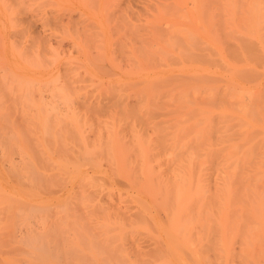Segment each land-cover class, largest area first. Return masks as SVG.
Instances as JSON below:
<instances>
[{
    "label": "bare ground",
    "instance_id": "1",
    "mask_svg": "<svg viewBox=\"0 0 264 264\" xmlns=\"http://www.w3.org/2000/svg\"><path fill=\"white\" fill-rule=\"evenodd\" d=\"M81 1L85 4L88 1L90 2V0ZM102 1L103 0H101V2ZM111 1L109 0L106 2L105 0L104 3H109ZM161 1L163 2H160L161 8H155V14L147 17V19L144 20L145 23L140 24L138 22V24H134L137 26V28H134L132 23H129V26V21L127 24H125L129 26L130 29L125 28L127 26L124 25L122 19L121 21L123 24H121L120 20L117 21L118 24H121L116 26L120 27L117 28L119 31H122V28L124 27V31L129 29V31L126 32H130L137 38L134 39L130 33L129 35H126V32L121 34L123 36H119L118 34L119 37L124 38V42L116 38L121 43L125 44L122 45L117 40L119 42L118 45L121 44L122 49H119V46L116 45L118 47L117 49L121 51L119 52L117 50V52H119V54L121 53L120 55H122V59H120L119 62L123 60V63L120 62V65L117 67L118 70L115 66V69L117 70L116 73L118 74H116V82H114L120 87V89L122 88V85H127L126 87L123 86L122 89L125 95L122 94L123 92H118V94L114 96V94L119 89L114 93V84L111 85L112 87L109 84L111 88L109 87L110 91L107 92H111L112 89L113 92L111 93L113 98H107V102L104 103L105 105L110 106L111 104V107H115L114 109L113 107H109L113 110V113L115 112V116L110 114V110V113H108L109 115L114 116V126L111 124V118L108 120L111 121V123H105L107 128L105 127L104 129L107 130L108 126L110 127V124L113 126V128L111 129L110 127V130H104L105 133H102L103 127L101 123L102 121L105 122L102 120L104 119V116L102 115L103 112L101 110L100 111L102 113L99 111L100 105H102V103L100 104L98 101L93 103L92 99L93 104H88V102L91 100L90 96L92 94L90 92L94 93V90L99 88L98 86H96L97 88L94 86V89L89 91L90 94L87 90V92L85 91L89 96L81 93V91H84L82 90L83 87L81 86V94H78L84 98L82 99L85 103L83 104V107L80 104L78 107L74 106L73 104H69L71 105L70 108L73 105L76 107V109L78 108L79 111L82 110L79 109V107L83 108L84 111L89 107V109H86V111L88 110L89 113L93 111L92 114H95L96 110L100 112H98L101 114L100 117H98L99 114L97 115L96 113L95 115H97V117H93L94 115H92L88 116L90 118L88 119L87 116L84 115L86 111L84 113H82L83 110L81 111L82 115H84L82 118L85 117L86 121L87 119L88 121L92 120L90 125H93L94 121L96 120L93 118H102V121L99 120L102 132L98 134L97 138H95L96 135L94 134L96 132V128H94L95 124L94 127H92L94 130L91 128L93 132L90 131V126L88 127V131L93 133V137L91 135L89 139L93 138V142L95 138L94 145H86L88 138L85 137H88L90 134H88V136L84 135V137L83 133L87 131L85 129H83L85 131L82 133L81 131L79 132V130L77 132L74 130L75 132H73L74 127H72L70 133H73L70 134L68 133L69 131L67 132L65 127L66 131L61 130L63 134L60 135L62 137L58 134L60 130L57 133L58 135L56 134V128L55 131L54 129L52 130L54 126H51V121L55 123L54 125H56V121H59L60 124V118L65 117L62 114L64 113V109H62L63 112L60 113L62 115L58 114V111V113L56 112L58 114L57 116H61L59 118L60 120H58L56 116V119L54 118V120H56L55 122L52 119L49 121L48 118L47 124H51L49 126L51 129L49 130L48 126L45 127L51 132V134H53L51 135L49 132L46 136L51 137V139H49V137L48 139L47 137L44 139L34 137L33 139L37 143L33 146H30L31 143L27 142V140L31 139L32 135L30 136V134H33L31 129L29 131L31 132L29 134L30 138L28 137V134L26 139L22 136V134H20L21 131L25 132V129L27 128L26 125L23 124V121L21 124H23L26 128H20L23 126H19L21 122L20 115H18L20 122H17L18 125L16 123V128L18 127V129H21V131L19 130L20 132L18 130L17 132L14 130V125H12V121H10L12 118H10L9 121H5L10 122L15 132L11 131L12 133L9 134L8 130L5 131V128H0V138H2V153H0L2 154V165L0 163L2 172L0 173V177L1 174L2 177L0 179L2 180L3 178H11L16 180V182L18 181L20 185L21 183H24V187L26 184V189L29 187L30 190H35V192H24L25 188L21 186V190L23 191L20 190L21 192H18L17 190H14L16 187L14 188L12 186V182L9 184L13 187V189L9 184H6V182H2L4 185H9V188H11L12 191H7V193H5L7 190L6 188L8 187H5V191L3 187H0L3 190L2 191L0 189V264H179V257L182 256H180V254L182 253V250H184V248L181 250L183 245L193 247V250L190 254L192 256V252H195L193 255L195 259L198 258L197 256H199V254L204 253L202 259L204 260L205 258V264H264V234L259 229V226L256 227V229L258 228L259 230L257 232L255 231L254 227H250V229L249 227H245L246 231L244 230V227H241L242 232H245L244 235H242V233L240 234L241 231L239 230L240 228L238 226H235L234 228V226L231 227L227 224L223 225H226L227 228H229L227 230H230L231 232L233 230V233L238 231V233H227L225 230L226 226L224 228L222 224H219L221 225V228L218 231H216V227L215 229L213 227L217 226V224L213 226L211 225L212 229H214L216 232L209 230L211 228L210 225L209 227L207 226L209 229L204 230V227H201V224H199V226L198 224L194 225L195 229L192 228V225L190 227L191 229L188 228V230H179L177 228L179 226L175 227L173 223H171L172 226L170 225V227H166V222H164L162 213L154 211L155 209H159L156 208L157 206L155 205L157 200H155L156 202L154 201L155 203L151 202L155 208L152 210L149 204L143 199V197H146L149 200V198L152 197L151 201H153L155 198L157 199L161 197V199H163V197L173 196L176 198L175 204H173L174 208V205H176V210H180L181 207L184 208V206H186L185 204H190L192 200L201 197H208L210 195L216 196L218 198L222 197V199L223 197L234 198L235 196L241 198H260L259 201L255 200L252 202V205H254L252 207L257 208L258 205L259 207L260 205L262 206V201L264 200V67L261 65V63H264V0ZM2 2L4 1L0 0V48L2 47L3 42H6L5 40L2 42V38L4 39V37H2V19L7 16H3L2 18V13L5 14L6 12L7 15L8 12V10H2L5 9L2 8ZM73 2L74 1H72V3ZM75 2L76 5H78V2L80 4V1ZM6 3L7 2L5 0L4 5ZM58 3L62 4L60 1L57 2V4ZM63 3L66 2L64 1ZM83 3H81V6ZM92 4L90 5L92 6ZM90 5L89 7L85 5V7L89 8L87 10H91ZM106 7H108V9L109 7L111 8V6ZM82 8L84 9V6H82ZM95 8L96 6L94 9ZM103 8L104 6L102 7V10ZM108 9L106 10L104 8L106 11H108ZM93 10H91L92 14L94 12ZM80 11L82 10L80 9ZM11 12H13V10ZM109 12H107V15H109ZM101 13L103 15L104 12L101 11ZM8 14H10V10ZM105 15L106 13H104L105 18H109ZM79 16L81 17L83 14L80 13ZM93 16H95V14ZM85 17L86 16L84 15V18ZM58 18L57 20L59 21ZM114 18L112 20H114ZM120 18H122L121 15ZM6 19L9 21L11 20V17H9V20L8 18ZM77 19L80 18H76L75 21H77ZM82 20L83 21L81 23H83L86 19ZM108 20L109 19L105 20L106 22L104 21L106 25H109ZM115 20L118 19L115 18ZM12 21L13 25H15V20ZM69 22H71V18ZM59 23L61 26V22ZM92 23L95 25L94 21ZM104 23H97V26L100 24V26H102ZM86 24L87 22L84 23V26ZM89 24L91 25V22L88 21V25ZM93 24L90 26V28H93ZM13 25L11 26H18ZM66 25L67 24H65V28H68L69 23L67 26ZM71 25L72 23L70 24V27ZM79 25L77 24V26L80 28L81 25ZM103 26L105 27V25ZM70 27L68 29L72 28ZM76 27H73L74 30L72 28L75 33L73 35L72 33L70 34L72 35L71 38L66 36L68 39L70 38L71 40L73 36H76V33L79 35H77L78 37L76 36L78 39H80L82 35L85 36L86 33L87 35L90 33L85 32V34H83L84 31H89V28L83 29L82 27L81 30L78 28V32H76ZM26 28L23 29V32L26 30ZM67 28L65 30L66 33ZM110 28H112L111 30L114 31V27ZM110 28L109 30L108 28L104 29L112 32ZM94 29L100 31L98 28L94 27ZM3 30L5 32V29ZM90 30L92 31V29ZM97 30L96 32H98ZM27 31L28 29L25 32ZM94 31L95 30L92 31L94 38L98 34H100V36L103 34L102 32L97 34ZM14 32L12 34L17 38L18 35H15ZM65 32L62 30L64 35ZM8 34L11 35V33ZM92 34L90 33L89 35L91 41L94 39L92 38L93 36L91 37ZM13 35H11V37H14ZM87 35L86 37H82L85 39L82 41V44H84L83 42L87 41ZM125 35L128 40L125 38ZM102 36L105 37L106 34H103ZM76 37L73 39L75 42L78 40ZM98 37L99 36H97L93 41L97 42L96 40ZM110 38L111 40L113 38L111 37V33ZM17 39H19V37ZM33 40H35V38ZM88 41L90 40L88 39ZM88 41L85 44L89 46L90 42L88 44ZM12 42H14V40ZM20 42L17 40V43H15L16 45H21ZM34 42L39 43V41L36 40ZM107 42L108 41L105 42L106 47ZM113 43L117 44L116 40L111 44ZM97 44L99 46V42L93 44L94 46L92 45V49H95V45ZM227 44H231V48L224 51ZM26 45L28 46V44ZM74 45L76 46V44ZM11 46L9 45L7 47L9 48ZM24 46L22 49H24ZM30 46L32 47V44ZM42 46L43 48L45 47L44 43ZM83 46H85V48ZM83 46L79 47L78 50L76 49L78 51L77 53H79V56L81 54L86 58V62L85 58H82L85 63L82 64L84 70L82 67L81 69L84 71L82 72L87 76L85 75V78H83L82 81L84 82V79L87 77L89 78L88 81L91 80L92 82L95 80L100 82L103 80V74L100 72V68L102 67L96 64V60L98 61L101 57H105V53L103 54L100 51L101 49H99L98 51L101 52V55L98 57L100 58H96V60L93 58L91 59L88 58L89 55L92 54L90 49L86 48V45ZM122 46H124V48H122ZM38 47L40 48V46ZM11 48H9L10 50H7L11 51ZM46 48V51L44 52L48 51ZM68 48L72 47L69 46ZM105 48L103 49L105 50ZM38 49L36 48L32 50L31 48L34 53H36V50ZM86 49H89L90 51V54L88 52V57L86 54ZM111 49L112 48L108 50ZM25 50L27 51V49ZM209 50L211 53L203 55V52ZM14 51L15 50L12 52L14 53ZM32 51L29 50V54L25 52L24 53L27 54V56H32ZM22 52L18 53L17 58L20 53L22 54ZM3 53H5L4 49ZM24 53L22 56H24ZM95 53L96 55L100 54L98 52ZM14 54L16 55V53ZM40 54L39 56L42 58V56H44L42 54L45 53ZM48 55L50 56L49 52ZM93 55L90 57L95 56ZM5 57L7 56L5 55ZM32 57H30V59H32ZM45 57L46 56H44V58ZM68 57L70 58V54ZM106 57L108 56L106 55ZM15 58L13 59L15 60ZM21 58L22 57L18 58L17 61ZM3 59L6 61L11 60H7L4 57ZM28 59L29 58L23 59V61H31ZM34 59L36 60V58ZM53 59L51 62H53ZM71 59L69 60L71 61ZM114 59H116V61ZM42 60L46 63V59L42 58ZM54 60L56 61L57 59ZM67 60H65V62ZM106 60H108V58ZM113 60L116 65L118 59L114 57ZM34 61L29 62L30 66H32L31 63H34ZM37 61L35 64H38ZM1 62L3 61L1 60ZM48 62L49 61H47L46 64L50 66L49 64L52 63ZM4 63H2V65ZM24 63H26V61L22 62L21 64L23 65ZM70 63L73 64L72 62ZM35 64H33V66ZM42 64L44 66V62H42ZM46 64L44 69H46ZM80 64L75 66L76 71L77 68L79 70ZM11 65L14 66L15 64ZM17 65L18 64H16V66ZM24 66L27 65L25 64ZM24 66H22L21 69H24ZM30 66L27 67L30 69ZM68 67L65 66L64 68H67L69 71ZM57 68H59L58 64ZM97 68H99L98 72ZM259 68H261L262 71H259ZM1 69H3V67L0 65V71ZM26 69H24V71L27 72L28 70ZM50 70L52 71V69ZM12 71L13 68L10 71L8 70V72L12 73L13 75L16 74L15 71ZM30 71H33V69L29 70V72ZM69 72H72L71 69ZM80 72H78V75L82 74ZM24 73L25 72H23L22 75H26ZM20 74H18V77H16V75L14 77L19 78ZM37 74L38 73L36 71V76ZM13 75H11V77L8 76L11 81L14 79L12 78ZM33 76L35 77V75ZM49 76L50 75L47 77ZM57 76L58 75L55 77ZM82 76H79L80 78L74 77L73 80H76L77 78V80L81 81ZM28 77L21 78L28 81ZM2 78L3 76L0 78V80ZM53 79H56L55 81L52 80L54 86L56 81H58V77ZM65 79L68 81L70 80L67 77ZM16 80H19V82L21 81V79ZM66 80H63L64 83ZM30 81H32V79H30ZM41 81L43 82V79ZM59 81L60 83H63V81L60 79ZM68 81L65 83L66 85L67 83L69 84ZM95 81L92 82L93 85ZM23 82L25 84V81ZM34 82L32 83L34 84ZM40 82H38V85ZM29 83L31 82H28V84ZM44 83H42V85L45 86L42 87V85H40V88H36V86H38L36 84L31 85L35 87V90L39 88L38 91H40V94H42L43 91L47 92L48 96V91H45V89L43 90V88L47 86L46 89H48V85L50 84V89L51 81L50 83ZM76 83L77 82H75L74 85ZM90 83L88 84L90 85ZM10 84H12V82ZM1 85V88H3V84ZM99 85L101 86V84ZM32 86L29 84L23 87L31 88L32 91V88L34 89ZM77 86L75 85V87H73L76 88V91L77 89H80L79 87L77 88ZM18 87L21 86L18 84ZM11 88L13 87L11 86ZM11 88H8V91H10ZM103 88L108 89V86L106 87V85H103ZM6 89L4 91L5 93L7 92L6 94H8ZM50 90H52V88ZM57 90H60L59 92L61 93H69V95L71 92V89H69L70 92H67L68 89H66L67 93L64 92L65 90L62 91L60 88H56L55 91L57 92ZM55 91L53 93H56ZM3 92L1 89V95L5 97L7 101H9L7 99L9 98L7 97L9 95H3ZM35 92H31V94L36 95ZM103 92L100 94V96L107 94L105 92L103 94ZM111 93L107 94V97H110ZM18 94L15 93V96ZM26 94L28 95V93ZM26 94L24 96H26ZM78 94L77 96H79ZM38 95L36 96L39 97ZM51 95L52 94L49 96L52 100L53 95ZM54 95L56 96V94ZM24 96L22 95L20 99L18 96L16 98H18L19 102L21 103H23L26 99L24 104H27L32 100L29 99L30 101H28L27 97L30 96H26V98ZM62 97L65 96L61 95V98ZM97 97H95V99ZM105 97L102 98L105 100ZM16 98L14 97V103L18 102V99L16 100L17 102H15ZM61 98V101L63 100V102H66H62L63 105L66 106L68 103V101L64 100L66 97L63 99ZM0 99V103L3 105V102H6V100L2 101V97ZM39 99H41V97H39ZM57 99L55 101H58L61 105L62 103ZM68 99L70 98H67V100ZM20 100H23V102ZM80 100L78 99V101L82 104V100ZM98 100L100 101L101 99L99 98ZM102 100L101 102H103ZM111 100L114 101V105H112L113 101ZM38 101L40 102V100ZM45 101L49 102L47 100ZM72 101H74V99ZM7 103L8 102H6V106H8ZM49 103L46 105L44 104L45 106L43 103L37 105L44 107L47 106V108H49ZM32 104H28V107ZM34 104L36 107H38L36 103ZM95 104H100L97 105L99 108L95 107V109L97 108L96 110L92 109L94 108L93 105ZM2 105L0 104L2 110L4 111ZM9 105H11L10 102ZM33 105L32 107L34 108L35 106ZM105 105L103 104V107L101 106L102 110H104ZM11 107L12 106L6 107L7 109H5V111L15 114L13 111H9V108ZM18 107L19 106H17V109ZM25 107H19V109H21V113L23 112L22 108L24 109ZM55 108L56 107L54 106V109ZM34 109L37 110V108ZM40 109L38 110L39 112ZM43 109L44 111L48 110L45 108H42L41 110ZM54 109H51L52 112H55ZM65 109L67 111V108ZM76 109H74L75 113H78L79 111L77 110L76 112ZM90 109H92V111ZM27 110H29V108ZM35 110L33 112L34 114H37ZM51 110L49 111L51 112ZM88 111L86 113H88ZM29 112H32V109ZM48 112L46 113L49 117H51V114H55L51 112V114L48 115ZM67 112L68 116L71 117V113L69 111ZM67 112L64 115L67 116ZM26 114L23 117H28ZM41 114L43 115V111ZM7 115L10 117L8 113ZM7 115L5 118H8ZM30 117H32V114ZM30 117H28V120H32L33 117ZM0 118L2 117L0 116ZM82 118L80 119L81 122L83 120ZM85 118L84 124L86 125L88 121L86 122ZM2 119H0V124H4V120ZM33 119L34 121H31V123H35V120H37L38 124V119ZM72 119L70 118L68 122H70ZM45 120V122L41 120V123H43V125L39 124L41 127H44L45 123L47 122V119ZM80 120L78 118L77 121ZM77 121H75L76 124ZM68 122L65 121V123ZM71 122L74 121L72 120ZM121 122L123 124H121ZM65 123L62 124L61 120V124L63 126ZM99 124L97 122L96 125L99 126ZM62 125L60 129H62ZM69 126H71V123ZM75 126L76 127L74 129L77 128V125ZM98 126L97 128L100 127ZM5 127L7 129L9 128L8 125ZM32 127V129L35 130L37 129L38 125L36 128H34L35 126L33 125ZM82 127L83 124L81 128ZM86 127L87 126H85V128ZM68 130H70V128ZM99 132L100 131H98V133ZM45 133L42 134L44 135ZM66 134H68L67 136L70 134L69 137L71 138L66 137ZM53 135H55V137L57 135L58 137L55 138ZM69 139L70 141L72 139L75 144L78 142L81 145H71V143L69 145ZM40 141L41 144L43 141L49 142V145H47L48 143H44L45 145H39L38 142ZM61 141L63 143H67L68 141V145L62 144ZM57 142H59V145H57ZM8 143H11L12 145H8ZM25 143L29 145H26ZM97 143L99 145H95ZM102 159L105 160L104 164L106 166V172H103L105 168L102 170L104 165H102L103 162H100ZM86 166L92 170L93 173L91 176H89L85 171ZM110 182H114V185H116L115 183L122 185L125 190L120 191L121 189H110ZM31 187L33 188L31 189ZM200 203L197 205L199 206ZM219 203L218 207H221L223 202L221 203L220 201ZM256 203H258V205H256ZM232 205L231 208L234 207ZM182 226L186 227L187 225ZM196 226L200 228L196 229ZM187 227H189V225ZM263 228L264 227L261 226V229L264 232ZM235 229L236 231H234ZM237 235L240 238H238ZM189 250L187 251L186 249L188 254ZM167 253H171L175 257L172 260L167 261L169 260H166ZM183 254L186 257L185 261H193V257L191 258L190 256L191 259L187 258L190 254H187L188 256H186L185 251H183ZM195 254H197V256ZM197 261L195 264H198ZM191 262L189 263L193 264V262Z\"/></svg>",
    "mask_w": 264,
    "mask_h": 264
},
{
    "label": "rangeland",
    "instance_id": "2",
    "mask_svg": "<svg viewBox=\"0 0 264 264\" xmlns=\"http://www.w3.org/2000/svg\"><path fill=\"white\" fill-rule=\"evenodd\" d=\"M2 1H4V2H2L3 4H2V8H5V9H2V10H4V11H7L8 10V12H7V15H6V12H5V14L4 13H2L3 15H2V18H3V16H7V17H5V18H3L2 20V37H4V39L2 38V42H3V40H5L6 42H3V45H2V47L0 48V49H2V50H0L1 51V55L5 58V59H11V60H8V61H6V60H4L3 59V57L0 55V65H1V67H3V69H1V71H0V76L2 77L3 76V80L1 79L0 80V83L1 84H3V88H1L2 87V85L0 86V91H1V89H2V92L6 89L7 91L9 90L8 88H11V86L13 87V88H11V90L10 91H8V94H6L5 93V91L2 93L3 95H9V96H7V97H9V98H7L9 101H7L6 99H5V97H3L2 95H1V93H0V98L2 97L3 99H2V101L3 100H6V102H8L7 103V105L10 107V106H12L11 108H9V111H13L15 114H13L12 112H6L5 111V109H7L6 107H8V106H6V102L4 103L3 102V105H2V103H0L2 106H3V109H4V111L6 112V114H5V112L2 110V107L0 106V116L3 118H0V119H2V120H4L3 121V123L5 124H0L1 126H0V128H2V129H4L5 128V131L6 130H8L9 131V134L10 133H12L14 130H16V132H17V130L19 131H21V129L22 128H24L25 126L24 125H26V127L28 128H26L25 129V132L23 133L22 131V133L20 132V134H22V136L26 139L27 138V134H28V137L30 138V136H31V139H32V142H31V139L30 140H27V142L28 143H31L30 144V146H33V145H35L37 142L33 139L34 137H36V138H46L47 136L46 135H48V133L50 132V131H48L47 130V126H48V129L50 130L51 128H49V126L51 125L50 123H49V125L47 124L48 123V118H49V121H51V119L52 120H54V118L56 119V117H57V119L58 120H62V124H64L65 123V121H69L70 120V118L74 121V122H68V123H65V125L63 126L62 124H61V120H60V124H59V121H56V120H54V122L56 121V125H54L55 123H53V121H51L52 122V127L54 126V128H52V130L54 129V131H55V128H56V130H57V132H56V134L58 133V131H59V135L60 134H63L62 133V131H66L67 130V132L68 133H70V131L72 130V127H76L75 125H77V128L76 129H74L73 128V132H77L78 130H79V132L81 131V133L83 132V131H85V130H87V131H85V133H83V136L84 135H86V136H88V134H90L88 137H85V138H88V140H87V144L86 145H94V140H95V138H97L98 137V134H100L101 132H102V130H101V125L99 124V120L100 121H102V120H104L105 122H103L102 121V127H103V132L102 133H105L104 132V130H106V129H104L105 127H106V124H108L109 122L111 123V121H112V125L114 124V122H113V118H114V114H115V112L113 113L112 111V109H110L109 107H111V104H110V106L109 105H105V103L107 102V98H113V96H112V93L111 92H113L114 91V96L116 95V94H118V92H120V93H122L123 92V86L124 85H122L121 87V89H120V87L119 86H117V84H115V82H116V80H115V78L117 77V75L116 74H118V73H116L117 72V70H118V65H120V62H122L123 63V60L122 61H120L119 62V60L120 59H122V55H120L119 54V52H121V51H119L117 48V46H119V49H121V44L123 45V44H125V43H121L119 40H122L123 42H124V38H122V37H119V36H123V35H121L123 32H126V31H129V23H132V26L135 24H138V22L140 23V24H143V23H145L144 22V20L145 19H147V17H150L151 15H153V14H155V8H158V7H160V2H162L161 0L159 1V0H110L111 2H112V4H111V2H109V3H106V2H108L107 0H106V2L104 3V1L105 0H103L102 2H101V0H95V2H97V3H95L94 2V0H90V2L88 1H86L87 3H90V4H92V6L90 5V4H85V3H83L81 0H72V1H74L73 3H72V1L71 0H64L66 3H63L64 1L63 0H6V4L4 5V3H5V0H2ZM61 2L62 4H60V3H58L57 4V2ZM75 1H80V4H79V2L77 3L78 5H76V2ZM85 1V0H84ZM170 0H166L165 2H169ZM68 2V3H67ZM18 3H20V4H18ZM72 3V4H71ZM81 3H83V5L82 6H84V9L82 8V6H81ZM163 3V2H162ZM101 4H103V5H101ZM4 5V6H3ZM85 5L86 6H88L89 7V5L91 6L90 7V9L91 10H93L94 9V7L96 6V10L94 9L93 11V14H92V11L91 10H87V9H89V8H87V7H85ZM95 5V6H94ZM77 6H79V7H77ZM104 6V8L107 10L108 9V7H106V6H111V8L109 7V9H108V11H106V10H104V8H103V10H102V7ZM93 7V8H92ZM161 8V7H160ZM80 9L82 10V11H80ZM9 10H10V14H11V16H10V14H8L9 13ZM13 10V12H11ZM87 12H85V11ZM78 11H79V13H78ZM101 11H103L104 13H106V15L105 16H108L109 18H105L104 17V13H103V15H102V13H101ZM110 11V12H109ZM3 12V11H2ZM107 12H109L108 14L109 15H107ZM119 12V13H118ZM14 13V14H13ZM83 14V16H79V14ZM100 13V14H99ZM124 13V14H123ZM95 14V16H93ZM98 14V15H97ZM77 15H78V17H77ZM84 15L86 16L85 18H84ZM116 15H117V17H116ZM120 15H121V17L122 18H120ZM59 18H58V17ZM62 16V17H61ZM68 16H71V17H68ZM92 16V17H91ZM9 17H11V20H9ZM61 17V18H60ZM64 17V18H63ZM67 17V18H66ZM74 17V18H73ZM80 18V19H77V21H75L76 20V18ZM102 17V18H101ZM103 17H104V19L105 20H107V19H109L108 20V24L110 25H106L105 23H104V19H103ZM110 17H111V19H110ZM117 18L118 20H115V18ZM6 18H8V20L9 21H7V19ZM14 18V19H13ZM17 18V19H16ZM57 18L59 19V21L57 20ZM63 18V19H62ZM70 18H71V22H69V20H70ZM92 18V19H91ZM96 18H98V19H96ZM114 18V20H112ZM62 19V20H61ZM73 19V20H72ZM82 19H86V20H84V22L83 23H81L83 20ZM89 19V20H88ZM121 19H122V21L124 22V25H126L127 24V22H128V25L129 26H127V27H125V28H129L128 30H126V31H124V27L122 28L123 30L122 31H119L117 28H120V27H116V26H119V24H118V22L117 21H119L120 20V22H121V24H123L122 23V21H121ZM12 20H15L14 22H16V23H14L15 25H13V21ZM56 20V21H55ZM64 20V21H63ZM67 22H66V21ZM78 20H81V21H78ZM89 22H91V25L93 24L92 22L94 21V23H95V25L93 26V28L91 27L90 28V24L88 25V21ZM92 20V21H91ZM98 20V21H97ZM57 21H58V23H57ZM73 21V22H72ZM74 21H75V23H74ZM113 21H115V22H113ZM4 22V23H3ZM59 22H61V26L59 25L60 23ZM62 22H63V26H62ZM79 22H80V25H79ZM87 22V24L84 26V23H86ZM104 23V24H102V26L103 25H105V27L103 26V28H102V26H100V25H98V26H100V27H98L97 26V23ZM106 22V21H105ZM68 23H69V25H68ZM72 23V25H71V27L73 28L74 26L76 27L77 26V24L80 26V28L77 26L75 29H77V31L76 32H78V28L81 30V27L84 29H86V28H89L88 30L89 31H84L83 32V34H85V32H90L91 34L93 33L92 31L93 30H95L94 32H96V30L97 29H94V27L95 28H98V29H100V31H98V32H96L97 34L98 33H103L104 35L106 34V36L104 37V36H102L103 34H101V36H100V34H98V35H96L95 33V38L97 37V36H99L98 37V39L96 40L97 42H94L93 40H95V38H94V35L92 34L91 35V37L92 38H94L92 41H93V44H96V43H98L99 42V46H98V44L97 45H95V49H92L93 48V44H92V41H91V39H90V33L87 35V33H86V35H87V41H88V39L90 40V41H88V44H89V42H90V45L92 46H88L87 44H85L87 41H85V42H83L84 44H82V41H84L85 39L84 38H82L84 35H82V37H80V39H78L77 37L79 36L77 33H76V38L80 41H76L75 42V40L73 41V39L75 38L74 36V38L72 37V39L70 40V38H71V36L75 33L73 30H74V28H73V30H72V28L70 27V24ZM112 23V24H111ZM126 23V24H125ZM13 25V26H16V25H18V26H16V27H12L11 25ZM65 24H67L71 29H68L67 27V33L65 32V30H66V28H65ZM120 24V25H121ZM59 25V26H58ZM66 25V26H67ZM89 27H88V26ZM124 25H122V26H124ZM134 25V28H137V26H135ZM4 26V27H3ZM6 26H7V30L9 31H7L6 30ZM58 26V27H57ZM140 26V25H139ZM138 26V27H139ZM12 27V28H11ZM26 28V30L28 29V31L27 32H25L26 30H24V32H23V29H25ZM60 27V28H59ZM63 27V28H62ZM110 27H114L113 28V30L114 31H112L111 29L112 28H110ZM65 28V29H64ZM102 28V29H101ZM107 29L108 28V30H109V28H110V30L112 31V32H109V31H107V30H105V29ZM3 29H5V32H4V30ZM61 29V30H60ZM82 29V30H83ZM90 29H92V31L90 30ZM44 30V31H43ZM62 30H64V32H65V35L62 33ZM70 32H69V31ZM79 30V31H80ZM121 30V29H120ZM15 33V35H18L17 36V38L19 37V39H17L12 33L13 32ZM17 31V32H16ZM22 33H20V32ZM43 32V33H42ZM108 33V35H107V33ZM119 32H121V33H119ZM8 33H11V35H13L14 37H11V35L10 34H8ZM72 33V35H70ZM80 33V32H79ZM110 33H111V37H113L112 38V40H111V38H110ZM128 33V34H127ZM129 33L130 32H126V35H129ZM6 34V35H5ZM29 34V35H28ZM50 34V35H49ZM66 34H68V35H66ZM118 34H119V36H118ZM125 34V33H124ZM131 34V33H130ZM5 35V36H4ZM9 35H10V38H9ZM86 35L84 36V37H86ZM116 35V36H115ZM126 35H125V38H126ZM132 35V34H131ZM70 37L69 39L67 38V37ZM81 36V35H80ZM118 36V37H117ZM133 36V35H132ZM6 37V38H5ZM24 37V38H23ZM37 37H38V39H37ZM44 38V39H42V38ZM101 37V38H100ZM16 40H15V39ZM35 38V40L36 41H39V43L37 42H34L35 40H33ZM104 38H106V39H104ZM116 38H118V39H116ZM133 38L134 39H136L137 37H135V36H133ZM20 39H22V40H20ZM42 39V40H41ZM116 40V42H117V44H115V43H113V44H111L112 42H114L115 40ZM127 39V38H126ZM14 40V42H12ZM17 40H19V42L21 43V45H19V44H17L16 45V43H17ZM26 40H28V41H26ZM98 40H103V41H98ZM114 40V41H113ZM121 43V44H119L118 45V41ZM128 40V39H127ZM126 40V41H127ZM10 41V42H9ZM32 43H31V42ZM43 42L44 43V48H43V43H41V42ZM106 41H108L107 42V47H106ZM125 41V42H126ZM9 42V43H8ZM16 42V43H15ZM70 44H69V43ZM75 42V43H74ZM8 43V44H7ZM13 43H15V44H13ZM66 43H67V45H66ZM71 43H73V44H71ZM79 43V44H78ZM7 44V45H6ZM26 44H28V46L26 45ZM32 44V47L30 46ZM36 44V45H35ZM40 44V45H39ZM47 44V45H46ZM74 44H76V46L74 45ZM81 44H82V46L83 45H86V48H89L90 49V51H91V55H89V57H88V52H89V54H90V51H89V49H86L87 51V57L88 58H93V59H95L96 60V58L98 59V58H100V57H98L99 55H101V52L104 54L105 53V57L103 58V57H101V58H103V59H101L100 58V60H98V61H100V62H98L97 60H96V64H98L99 66H101L102 68H100V72L103 74V76H102V79L103 80H101L100 82L99 81H95V80H93L92 82H94L95 81V83H94V85H93V83L91 82V80L90 81H88L89 80V78H87L86 77V79H84V82L82 81L83 80V78H85V73H83L84 71V69H83V67H82V64H84L85 62H86V58H85V56L84 55H81L80 54V56H79V53H77L78 51V49H79V47H82L81 46ZM110 44V45H109ZM5 45H6V47L7 46H11V47H14V48H11V47H9V48H11V51H8V50H10L8 47L6 48L5 47ZM13 45H15V46H18V47H15V46H13ZM27 47H25V46ZM73 45V46H72ZM101 45H105V46H101ZM112 45V46H111ZM117 45V46H116ZM3 46H4V48H3ZM23 46H24V49H22L23 48ZM38 46H40V48L38 47ZM74 47L73 49L72 48H68V47ZM98 46V47H97ZM108 46H109V48H108ZM29 47V48H28ZM47 47V48H46ZM49 47V48H48ZM84 48H85V46H83ZM91 47V48H90ZM107 48V50L108 49H110V48H112L111 50H106V48ZM6 48V49H5ZM17 48H18V50H17ZM31 48H32V50L33 49H38V50H36V53H34V51H32L31 50ZM43 48V49H42ZM45 48L48 50L47 52H44V51H46L45 50ZM98 48V49H97ZM103 48H105V50L103 49ZM122 48H124V46H122ZM231 48V44H227L226 45V48L224 49V51L225 50H229ZM3 49H4V51H5V53H3ZM8 49V50H7ZM15 50L14 51V53H16V55L12 52L13 50ZM22 49V50H21ZM25 49H27V51L25 50ZM42 51H41V50ZM51 49V50H50ZM75 49V50H74ZM77 49V50H76ZM97 49V50H96ZM99 49H101L100 51L101 52H99L98 50ZM29 50L30 51H32V56L31 55H29V56H27V54H25V53H28L29 54ZM40 50V51H39ZM53 50H54V53H53ZM71 50V51H70ZM117 50L119 51V52H117ZM122 50V49H121ZM23 51V52H22ZM45 53V54H42V55H44V56H46L45 58H44V56H42V58L43 59H46V63H47V61H49L48 63H52V64H49L50 66H48V64H46L45 63V61H43L42 60V58L40 57L41 56V54L39 53ZM51 51H52V53H51ZM76 51V52H75ZM104 51V52H103ZM19 52H22V54L24 53V56H22V54L20 55L19 54V56H18V58H20V57H22L20 60H18L17 61V55H18V53ZM48 52H49V54H50V56L48 55ZM70 52V53H69ZM95 52H98V53H100V54H97L96 55V53ZM123 52V51H122ZM37 53H38V55H37ZM77 53V54H76ZM207 53H211V51L209 50V51H206V52H203V55H207ZM39 54H40V56H39ZM69 54H70V58L68 57L69 56ZM76 54V55H75ZM96 56H94V55ZM102 54V55H103ZM123 54V53H122ZM5 55L7 56V57H5ZM52 55V56H51ZM57 57H56V56ZM94 56V57H90V56ZM106 55L108 56V57H106ZM35 56H37V57H35ZM39 56V57H38ZM73 56V57H72ZM119 56V57H118ZM16 57V58H15ZM30 57H32V59H30ZM59 57V58H58ZM71 57H72V59H71ZM114 57H116L117 59H118V61H117V63H116V65H115V63H114V60L116 61V59H114L113 60V58ZM2 58V59H1ZM13 58H15V60L13 59ZM27 58H29L28 60H31V61H28L27 62V60H24L23 61V59H27ZM34 58H36V60L34 59ZM48 58V59H47ZM57 59L56 61L54 60V59ZM71 59V61L69 60V59ZM85 58V62L83 61V59ZM108 58V60H106ZM52 59H53V62H51L52 61ZM68 59V60H67ZM76 59V60H75ZM1 60L3 61V62H1ZM14 60V61H13ZM35 60V61H34ZM38 60V61H37ZM65 60H67L66 62H65ZM82 60V61H81ZM111 62H110V61ZM14 62V63H11V62ZM26 61V63H24L23 65L21 64L22 62H25ZM32 61H34V63H31V65L33 66V64H35V62L37 61V63L38 64H35L33 67L32 66H30V63L29 62H32ZM60 61V62H59ZM68 61H70V62H72L73 64H71L70 62H68ZM78 61H80L81 62V64H80V62H78ZM102 61H104V62H102ZM4 62H6V63H4ZM9 63V66H8V63ZM20 62V63H19ZM39 62H41V63H39ZM42 62H44V66H43V64H42ZM58 62V63H57ZM77 62H78V64H80L79 65V70H78V68H77V71H76V69H75V66H78V64H77ZM2 63H4L3 65H2ZM15 64L14 66L13 65H11V64ZM65 63V64H64ZM114 63V64H113ZM121 63V64H122ZM7 64V65H6ZM16 64H18L17 66H16ZM27 65V66H30V69L27 67V66H24V65ZM42 66H41V65ZM45 64H46V69H44L45 68ZM55 64H56V66H55ZM57 64H58V67L59 68H57ZM62 64H63V66H62ZM108 64H110V65H108ZM12 67H11V66ZM24 66V69H26V68H28V69H26V70H28L27 72H28V75H29V77H28V75H27V72L26 71H24V69H23V71H22V69H21V67L22 66ZM39 65V66H38ZM73 65V66H72ZM261 65L264 67V63H261ZM20 66V67H19ZM68 67V69H69V71H70V69H71V71L72 72H69L68 70H67V68H64V67ZM115 66H116V69H115ZM11 69H10V68ZM81 67H82V69H81ZM124 67V66H123ZM9 68V69H8ZM12 68H13V71H15L16 72V74H12V73H10V72H8V70L10 71V70H12ZM39 68V69H38ZM56 69V70H54V69ZM114 68V69H113ZM8 69V70H7ZM33 69V71H30L29 72V70H32ZM43 69H44V71H46V72H44L43 71ZM50 69H52V71L50 70ZM98 69L99 68H97V72H98ZM19 70V71H18ZM48 70V71H47ZM259 71H262V69L261 68H259L258 69ZM12 71V72H13ZM36 71H37V76H38V78H37V76H36ZM49 71H50V73H49ZM81 71V72H80ZM83 71V72H82ZM2 72V73H1ZM22 72H25L24 74H26V75H22V73L20 74V73ZM33 72V73H32ZM41 72V73H40ZM56 72V73H55ZM76 72V73H75ZM78 72H80V73H82V74H80V75H78L79 73ZM3 73H4V75H3ZM35 73V74H34ZM72 73V74H71ZM2 74V75H1ZM9 74V75H8ZM18 74H20L19 75V78H16V77H18ZM41 74V75H40ZM45 74V75H44ZM114 74V75H113ZM11 75H13L12 76V78H14L12 81L10 80V78H8V76L9 77H11ZM16 75V77H14ZM33 75H35V77L33 76ZM40 75V76H39ZM48 75H50L49 77H47ZM52 75H53V77H52ZM56 75H58L57 77H58V81H56V84H55V82H54V86H53V82H52V80H56V79H53V78H57V77H55ZM77 75V76H76ZM83 75V76H82ZM24 76H26V77H28L27 79H28V81L26 80V79H22V78H26V77H24ZM31 76V77H30ZM79 76H82L81 77V81H79V80H77V78L79 77ZM87 76V75H86ZM0 77V78H1ZM22 77V78H21ZM34 77V78H33ZM41 77H42V79H43V82L41 81L42 79H41ZM52 77V78H51ZM68 78V79H70L69 81L68 80H66L65 78ZM71 77V78H70ZM74 77H77L76 78V80H73L74 79ZM21 79V81L19 82V80L17 81L16 79ZM36 78V79H35ZM41 80H40V79ZM50 78V79H49ZM80 78V77H79ZM10 81H9V80ZM30 79H32V81H30ZM47 79H49V80H47ZM59 79L61 80V81H65L66 80V82L68 81L69 82V84L67 83V85L64 83V81H63V83L65 84V89H64V84L61 82L60 83V81H59ZM36 81V82H34V81ZM86 80V81H85ZM106 80H108V81H106ZM112 80V81H111ZM23 81H25V84L26 85H29L30 84V86H32L31 84H33L32 82H34V84L33 85H38V82H40L39 83V85L38 86H36V88L37 87H41L40 85H42V83H44L45 81V83H47V82H49L50 83V81H51V87H50V89L52 88V90H50L49 89V85H48V89H46V87L45 88H43V90L45 89V91H48V96H47V92H44L43 91V93H42V89H41V93L42 94H40V91H38V89H36L35 90V87L34 86H32V87H34V89L32 88V91H31V88H24L23 86H26L25 84H24V82ZM74 81V82H73ZM115 81V82H114ZM6 82L7 84H8V86H7V84L5 83V85H4V83ZM12 82V84H10ZM28 82H31V83H29L28 84ZM75 82H77L75 85L77 86V85H79V86H77V88L79 87L80 89H77V91L75 90L76 88H73V87H75V85H74V83ZM91 82V83H90ZM106 82V83H105ZM114 82V83H113ZM125 82V81H124ZM23 85H22V84ZM44 83V84H45ZM58 83H60V84H58ZM88 83H90V85L88 84ZM107 83H108V85H107ZM17 86H16V85ZM18 84H19V86H21V87H18ZM99 84H101V86L99 85ZM106 85V87L108 86V89H105V88H103V85ZM109 84H110V86L112 85V84H114L113 86V91H112V89H111V92H109V93H111L110 95V97H107V94H109L107 91H110V88L112 87H110L109 86ZM47 85V84H46ZM56 85H58V86H56ZM61 85V86H60ZM62 85H63V87H62ZM70 87H69V86ZM91 85H93V86H91ZM126 85L127 84H125V86L124 87H126ZM5 86H6V88H5ZM43 86H45V85H42V87ZM53 86V87H52ZM81 86L83 87V89L81 88ZM85 86V87H84ZM90 86V87H89ZM94 86L96 87V86H98L99 88H97V90L95 91L94 90V93L93 92H90V93H92L91 94V96H90V98H91V100L88 102V104L89 103H92V99H93V103H95L96 101H98V103L100 102V104L102 103V105H100V104H97V105H100V108H99V106H97L96 104V106L95 105H93V107L94 108H92V109H94V110H96L95 109V107H98L99 108V111L102 113V115L104 116L103 118L104 119H98V118H93V119H96L95 121H94V123H93V125H90V122L92 121H88V119H90L88 116H92V115H94L93 117H97V115L100 113L98 110H96L95 111V114L97 113V115H95V114H92V109H90L92 112H90L89 113V111H88V113H86L87 111H86V109H89V107L88 108H86L85 109V111H84V109L83 108H81V107H79V109H82L83 110V112L82 113H84V115L85 116H87V121H86V118L85 117H83L82 118V116H84V115H82V113H81V111L82 110H78V108L76 109V107H78V106H82L83 107V104H85L84 102H83V100L82 99H84V98H82L79 94H81V93H84V95H86V96H89L88 95V93H89V91H92L93 89H94ZM29 87V86H28ZM110 87V88H109ZM118 87V88H117ZM5 88V89H4ZM15 88H16V90H15ZM22 88V89H21ZM56 88L58 89V88H60L62 91H64V92H66L67 90L66 89H68V91L67 92H70V90L69 89H71V92H70V95H69V93H67V94H65V93H61V92H59L60 90H57V92L55 91L56 90ZM63 88V89H62ZM100 88H101V90H103L105 93H107V94H105L106 95V97H105V95L104 96H100V94L103 92V91H101L100 90ZM13 89V90H12ZM22 91H21V90ZM84 90L83 92L81 91V93H80V90ZM34 90V91H33ZM76 92H75V91ZM88 91V93H86L87 91ZM101 92H100V91ZM15 91V92H14ZM17 91H19V92H17ZM36 91V92H35ZM56 92V93H53V92ZM86 91V92H85ZM30 92V93H29ZM31 92L32 93H36V95H38L39 97H41V99H39V97H37L36 95H32L31 94ZM38 92V93H37ZM59 92V93H58ZM104 92H103V94H104ZM15 93L16 94H18L17 96H18V98L20 99L21 97H22V95L24 96L26 93H28V95L26 94V96H30V97H27V99H28V101H30L29 99H32L30 102H28L27 104H24L25 102H26V99H25V101L23 102V100H20V101H22L23 103H21V102H19V99L18 98H16L17 96H15ZM58 93V94H57ZM60 93H61V95H64L65 97H62L61 98V95H60ZM79 93V94H78ZM86 93V94H85ZM89 93V94H90ZM99 93V94H98ZM22 94V95H21ZM46 94V95H45ZM50 94H52L53 95V98H52V100L50 99L51 97L49 96ZM54 94H56V96L54 95ZM77 94L79 95V96H77ZM97 94V95H96ZM122 94H124V92L122 93ZM20 95V96H19ZM41 95V96H40ZM51 95V96H52ZM72 95V96H71ZM84 95H82V96H84ZM96 95V96H95ZM125 95V94H124ZM26 96H24L25 98H26ZM46 98H45V97ZM55 96V97H54ZM58 96V97H57ZM86 96H85V98H86ZM94 96V97H93ZM98 96V97H97ZM14 97L16 98L15 99V102H17L16 100L18 99V102L17 103H14L13 101H14ZM31 97H33V98H31ZM37 97V98H36ZM58 99H57V98ZM61 99H63V98H65L64 100H66V101H68V103H67V107L65 106V105H63V103H66V102H63V100L61 101L60 100V98ZM78 97V98H77ZM95 97H97L98 99L100 98L103 102H101V100L99 101L97 98V100L95 99ZM102 97H105V100H104V98H102ZM45 98V99H44ZM47 98H49V99H47ZM67 98H70V99H68L67 100ZM80 98H81V100H82V104L78 101V99L80 100ZM89 98V97H88ZM89 98V99H90ZM111 98V99H112ZM60 100V102L62 103L61 105H60V103L58 102V101H55V100ZM74 99V101H72ZM94 99H95V101H94ZM38 100H40V102L38 101ZM45 100H47V101H49V100H51V101H49L50 103H51V105H50V103L49 102H46ZM70 100V101H69ZM80 100V101H81ZM114 100V99H113ZM113 100H111V101H113ZM37 101V102H36ZM0 102H1V99H0ZM9 102H10V104L11 105H9ZM32 102H33V104L34 103H36V105L38 104H42L43 103V105L45 104H47V103H49V105H48V107L49 108H47V106L46 107H44V106H38V107H40L41 109L42 108H45V109H48V110H46V111H44V109L43 110H41L40 108H38V107H36L35 106V104L33 105L32 104ZM72 102H74V103H72ZM79 102V103H78ZM105 102V103H104ZM20 103H21V105H20ZM30 103L33 105V106H35L34 108H37V110H35L33 107H32V105L31 106H29L28 107V104L30 105ZM92 103V104H93ZM19 104V105H18ZM24 106H23V105ZM69 104H73L74 106H76V107H74L73 105H72V107H73V109H72V107L70 108V106L71 105H69ZM80 104V105H79ZM103 104L105 105L104 107V110H105V112H104V110H102L101 108L103 107ZM4 105H5V107H4ZM56 107L55 109H54V106ZM65 106V107H63V106ZM112 105H114V101H113V104ZM16 106V107H15ZM17 106H19V107H25V106H27V107H25V108H29V110H27V109H23L22 108V111L24 112H22L21 113V109H19V107H18V109H17ZM102 106V107H101ZM30 107H32V108H30ZM50 107H51V109H54L55 110V112H52V110L50 109ZM53 107V108H52ZM113 107V109L115 108L114 106H112ZM111 107V108H112ZM65 108H67V111H71L70 113H71V117H69L68 116V112L66 111V109ZM84 108H85V106H84ZM91 108V107H90ZM109 108V109H108ZM10 109H12V110H10ZM14 109V110H13ZM32 109V112L35 110L36 112H37V114H38V110L40 109V112H39V114L37 115V114H34V112L32 113V112H29L30 110ZM34 109V110H33ZM57 109V110H56ZM62 109H64V113H62L63 111H62ZM71 109V110H70ZM74 109H76V112H77V110L79 111L78 113H75V110ZM20 110V111H19ZM49 110H51V112L52 113H55L54 115L53 114H51V112L49 111ZM73 110H74V112H73ZM111 111V113H110V111ZM8 111V110H7ZM43 111V115L41 114V112ZM49 111V112H48ZM59 113H58V112ZM35 112V113H36ZM46 112H48V115L49 114H51L50 116L51 117H49V116H47V113ZM60 114V113H62L63 114V116H65V117H62V118H60L61 116L60 115H62V114H60L59 116H57L58 114ZM66 112H67V116L66 115H64V114H66ZM99 112V113H98ZM7 113L9 114V116L10 117H8V115H7ZM27 113V114H26ZM32 114V117L33 118H37L38 119V124H37V120H35L36 122V124L34 123H31V121H34V119L32 118V117H30L31 116V114ZM45 113V114H44ZM70 113H69V115H70ZM74 113V114H73ZM108 113H110V114H113L112 116L111 115H109ZM4 114H5V116L7 115V117L8 118H5V116H4ZM22 114V115H21ZM25 114L26 115H28V117H30V118H32V120H28V117H23V116H25ZM73 114V115H72ZM76 114V115H75ZM79 114V115H78ZM86 114H89V115H86ZM3 115V116H2ZM15 116V120H14V116ZM18 115H20V118H21V122L19 121L20 119H18ZM45 115V116H44ZM78 115V116H77ZM109 115V116H108ZM39 116V117H38ZM56 116V117H55ZM83 119L82 120V122H81V118ZM101 116V114H99V116L98 117H100ZM111 116V117H110ZM156 116H157V114H156ZM44 117V118H43ZM75 117V118H74ZM110 117V118H109ZM10 118H12V119H10ZM40 118V119H39ZM60 118V119H59ZM66 118V119H65ZM78 118H79V120L80 121H77L78 120ZM84 118H85V121L88 123H86V125L84 124L85 122H84ZM109 118V119H108ZM112 118V119H111ZM9 119H10V121H12L11 122V124L12 125H14V130H13V126L10 124V122H6V121H9ZM45 119H47V122L45 123V125H44V127H43V130H42V127H41V125H43V123H41V120H43V122H45L46 120ZM92 119V118H91ZM111 119V121H108V120H110ZM2 120H1V122H2ZM6 120V121H5ZM45 120V121H44ZM65 120V121H64ZM22 121H23V124H21L22 123ZM30 121V122H29ZM75 121H77V124L75 123ZM20 122V124H19V126L20 125H23V126H21L19 129H18V127L16 128V126L18 125V123ZM40 122V123H39ZM64 122V123H63ZM96 122V123H95ZM97 122H98V124H99V126L98 125H96L97 124ZM16 123H17V125H16ZM71 123V126H69V124ZM83 124V127L81 128V126H82V124ZM91 123V124H92ZM103 123H104V125H103ZM106 123V124H105ZM12 126H10V125ZM39 124H41V125H39ZM57 124H58V126H57ZM94 124H95V127H94ZM110 124V127H111V129L113 128V126ZM121 124H123L122 122H121ZM4 125V126H3ZM6 125H8V129L5 127ZM32 125L33 126H35L34 128H36L37 127V125H38V127H37V129H32L33 127H32ZM61 125L63 126L62 127V129H60L61 128ZM79 125H81V126H79ZM46 126V127H45ZM58 127V129H57V127ZM85 126H87L86 128H85ZM90 126V127H89ZM97 126L100 128V130H99V128H97ZM108 126V125H107ZM65 127H66V130H65ZM80 127V128H79ZM90 128V131H92L91 130V128L92 127H94V128H96L95 130H96V132L94 133L95 135H96V137L94 138V140H93V142H92V139L90 138L89 139V137H91V135H92V137H93V131L92 132H90V131H88L89 130V128ZM110 127L108 126V129L107 130H110ZM123 127H124V125H123ZM16 128V129H15ZM70 128V130H68ZM94 128H92L93 130H94ZM107 128V127H106ZM9 129H11V130H9ZM30 129H31V131H33V134H30L31 132H29L30 131ZM80 129H82V130H80ZM83 129H85V130H83ZM24 130V129H23ZM42 130V131H41ZM51 130V131H52ZM62 130V131H61ZM75 130V131H74ZM106 130V131H107ZM3 131V130H2ZM12 131V132H11ZM29 133H28V132ZM39 131H41L42 133H45L44 135L41 133V132H39ZM43 131H45V132H43ZM48 131V132H47ZM53 131V132H54ZM98 131H100L99 133H98ZM15 132V131H14ZM73 132H71L70 134H72ZM64 133H66V132H64ZM97 133V134H96ZM0 134H1V130H0ZM2 134H3V132H2ZM7 134H8V132H7ZM29 134H30V136H29ZM38 134H39V136H38ZM40 134H42V135H40ZM50 134H51V132H50ZM53 134V133H52ZM51 134V135H52ZM55 134V133H54ZM57 134V135H58ZM70 134H69V136H70ZM56 135V137H58ZM68 134H66V137H69V136H67ZM94 135V136H95ZM5 136V135H4ZM43 136V137H42ZM54 137H55V135H53ZM53 136H52V138H53ZM61 136V135H60ZM59 136V137H60ZM5 137H7V136H5ZM49 137V136H48ZM48 137H47V139H48ZM55 137V138H56ZM62 137V136H61ZM69 138H71V137H69ZM49 139H51V137H49ZM60 139V138H59ZM53 140V139H52ZM89 140H91V141H89ZM30 141V142H29ZM50 141V140H49ZM1 142H2V138H0V153H2L1 151H2V144H1ZM7 142V141H6ZM5 142V143H6ZM9 142V141H8ZM26 142V143H27ZM62 142V141H61ZM88 142H90V143H88ZM25 143V144H26ZM47 144V145H49V142H46V141H43L42 142V144ZM58 143V144H57ZM56 144L57 145H59V142H57ZM67 143H68V141H67ZM67 143H63L62 142V144H64V145H70V143H71V145H81L80 143H78V142H76V144H75V142H73L72 141V139H71V141H70V139H69V143L67 144ZM38 144L40 145L41 144V141L40 142H38ZM37 144V145H38ZM41 144V145H42ZM44 144V145H45ZM61 144V145H62ZM5 145V144H4ZM8 145H12L11 143L9 144L8 143ZM26 145H29V144H26ZM51 145V144H50ZM53 145V144H52ZM95 145H99L98 143L97 144H95ZM2 156V154H0V157ZM1 159H2V157L0 158V161H1ZM104 161L105 160H103L102 159V161L100 160V162L102 163V165L104 164ZM1 163V165H2V161L0 162ZM106 163V162H105ZM105 168V169H104ZM104 169V171L103 172H106L107 170H106V166H105V164L103 165V167H102V170ZM89 170H91L90 168H88V166H86V172L88 173V175L89 176H91V174L93 173L92 172V170L91 171H89ZM2 172V169H1V167H0V173ZM1 177H2V174H1ZM0 177V178H1ZM4 179V178H3ZM1 180V182H0V187H3V189H4V191L6 190V192L5 193H7V191L9 192H11L12 190H11V188L13 189V187L15 188L14 190H17L18 192L21 190V188L23 187V188H25V190H24V192L26 191H32V192H35V190H30V188L28 187L27 189H26V184H25V187L23 186V184L21 183V185H20V183L17 181L16 182V180H13V179H11V178H5L4 180ZM5 180H8V181H5ZM2 182H6V184H9L10 182H12L11 184H12V186L10 185V187L11 188H9V185H4V183L2 184ZM112 183V184H111ZM2 184V185H1ZM116 185H114V182H110V185H109V187H110V189H115V190H117V189H121L120 191H124L125 189H124V187L122 186V185H120V184H117V183H115ZM19 185H20V187H19ZM8 187V188H6L5 189V187ZM22 186V187H21ZM112 186V187H111ZM120 186H122V187H120ZM33 187H31V189H32ZM1 189V188H0ZM10 189V190H9ZM35 189V188H34ZM2 190V189H1ZM14 190H13V192H14ZM3 191V190H2ZM16 191V192H17ZM21 191H23V190H21ZM20 191V192H21ZM0 195H1V193H0ZM234 197V196H233ZM2 198V197H1ZM152 198V197H151ZM151 198H149V200H148V198H146V197H143V199H144V201H146L148 204H149V206L151 207V209L152 210H154L155 208H154V206L152 205V203L155 201V200H157V202L155 203V205L157 206L156 208H159V209H155L154 211H158V212H160V213H162V216H163V219H164V222H166L165 224V226L166 227H170V225H171V223H173V225H175V227H177V226H179V227H177L179 230H184V229H186V230H188V228H190L192 225V228H194L195 226L194 225H197L198 224V226H199V224H201V227L203 226L204 227V230H206V229H209V228H207V226L209 227V225H210V229L209 230H213V232H216V231H218V230H220V228H221V225H219V224H222V226L224 225V224H227V225H230L231 227L232 226H234V228H235V226L237 227H239L240 229V234L242 233V235H244V231L242 232V230H241V227H244V230L246 231V229H245V227H249V229H250V227L252 228V227H254L255 228V231L257 232V231H259L258 230V228L256 229V227H260L259 229L261 230V232L264 234V232L262 231V229H261V226H263L264 227V200L262 201V206L260 205V207H259V205H258V203H256V205H258V207L256 208V207H252V206H254V205H252L253 203L252 202H254L255 200H258L259 201V199L257 198H251V197H245V198H241V197H234V198H224L223 197V199H222V197H220V198H218V197H216V196H213V195H210V196H208V197H201V198H198V199H195V198H192V199H195V200H192V202H191V198L189 199V201L191 202L190 204H185L186 206H184V208L183 207H181L180 208V210H176V205H174L175 206V208L173 207V204H175V201H176V198L175 197H163V199H161V197H159V198H155V199H153V201H151ZM264 198V197H263ZM261 200H262V197H261ZM221 201V203L223 202V204H224V206H223V204L221 205V207H218V203ZM229 201H234L233 203L232 202H229ZM152 202V203H151ZM200 202H202V203H200ZM225 202H228V203H225ZM249 202H250V204H249ZM200 203V207L197 205V204H199ZM236 205H235V204ZM201 204H203V205H201ZM220 204V203H219ZM232 204H234V205H232ZM255 204V203H254ZM259 204H261V203H259ZM188 205V206H187ZM231 205L232 206H234V207H232L231 208ZM153 206V207H152ZM220 206V205H219ZM178 209V208H177ZM173 220H177L176 222L175 221H173ZM175 223V224H174ZM217 224V226H213V225H216ZM182 225H189V227H184V226H182ZM214 227V229H215V227H216V231H214V229H212V226ZM219 225V226H218ZM172 226V225H171ZM226 226V225H225ZM225 226H223L224 228H225ZM197 227V226H196ZM218 227H219V229H218ZM198 228H200V227H197L196 229H198ZM253 228V229H254ZM191 229V228H190ZM195 229V228H194ZM223 229V228H222ZM227 229H229V228H227V226H226V228H225V230L227 231V233H233V230H232V232L230 231V230H227ZM233 229V228H232ZM243 229V228H242ZM264 229V228H263ZM238 230V229H237ZM234 231H236V229L234 230ZM249 231V230H248ZM237 233H238V231H236ZM235 232V233H236ZM235 233H233V234H235ZM260 233V232H259ZM232 234V235H233ZM240 234H238V235H240ZM231 235V236H232ZM238 235H237V237H238ZM234 236V235H233ZM263 236V235H262ZM235 237V236H234ZM238 238H240V237H238ZM184 248V250H182ZM187 249V251L189 250V254L191 253V251L193 250L192 248V246H186V245H183V247L181 248V250H182V253H181V250H180V256L181 257H179V261L181 262V261H185V253L183 254V251H185L186 252V256H188L189 254L187 253V251H186V249ZM195 253V252H194ZM194 253L192 252V256H191V254L189 255V257H187V258H190V256H191V258L193 257V255H194ZM188 254V255H187ZM196 256H197V254H195ZM202 255V256H201ZM203 255H204V253L202 254H199V256H197L198 258H196L195 259V257H193L194 259H193V261L192 260H190L189 261V259H188V261L189 262H193V264H195L196 263V261L198 262V264H201L202 263V261H203V263L202 264H205L206 263V261H205V258H204V260L202 259L203 258ZM168 257V258H167ZM171 257V258H170ZM175 256L174 255H172L171 253H167V256H166V260L167 259H169V260H167V261H170V260H172L173 258H174ZM205 257V256H204ZM182 258V259H181ZM190 258V259H191ZM181 259V260H180ZM202 259V260H201ZM180 262H179V264H180ZM183 262H181V264H185V263H189V262H187V260L183 263ZM191 262V263H192ZM205 262V263H204ZM190 264V263H189Z\"/></svg>",
    "mask_w": 264,
    "mask_h": 264
}]
</instances>
